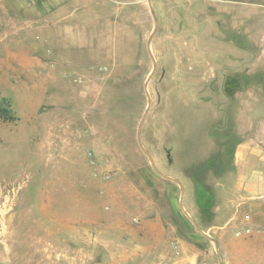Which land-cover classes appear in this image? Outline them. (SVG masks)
I'll return each mask as SVG.
<instances>
[{
    "label": "rangeland",
    "instance_id": "rangeland-1",
    "mask_svg": "<svg viewBox=\"0 0 264 264\" xmlns=\"http://www.w3.org/2000/svg\"><path fill=\"white\" fill-rule=\"evenodd\" d=\"M0 108V264H217L264 225V0H0Z\"/></svg>",
    "mask_w": 264,
    "mask_h": 264
},
{
    "label": "crops",
    "instance_id": "crops-1",
    "mask_svg": "<svg viewBox=\"0 0 264 264\" xmlns=\"http://www.w3.org/2000/svg\"><path fill=\"white\" fill-rule=\"evenodd\" d=\"M253 180V187L248 186L247 188L245 187V189L250 192L253 191L257 196L264 195V176L259 175L258 177L257 175ZM237 219L238 218H235L234 216L231 218L229 221L232 222L231 226H235ZM241 222L242 227L250 224L252 230H250L248 234L245 232L241 233L240 237H231L230 235H227L228 238L225 241H222L219 245L220 248H222L221 250H224L221 258L218 257L217 264H220L221 262H223V264H264V225L260 222H256L257 224L245 223L244 221Z\"/></svg>",
    "mask_w": 264,
    "mask_h": 264
},
{
    "label": "trees",
    "instance_id": "trees-1",
    "mask_svg": "<svg viewBox=\"0 0 264 264\" xmlns=\"http://www.w3.org/2000/svg\"><path fill=\"white\" fill-rule=\"evenodd\" d=\"M0 112L7 113L8 112V109L7 108H0Z\"/></svg>",
    "mask_w": 264,
    "mask_h": 264
},
{
    "label": "water",
    "instance_id": "water-1",
    "mask_svg": "<svg viewBox=\"0 0 264 264\" xmlns=\"http://www.w3.org/2000/svg\"><path fill=\"white\" fill-rule=\"evenodd\" d=\"M149 1V3H150V0H148ZM141 123H142V121H141ZM140 130V129H139ZM139 130H138V140H139ZM141 146V145H140ZM141 148H142V150L145 152V150L143 149V147L141 146ZM146 153V152H145ZM147 154V153H146Z\"/></svg>",
    "mask_w": 264,
    "mask_h": 264
}]
</instances>
